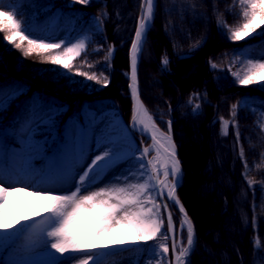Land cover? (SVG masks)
Listing matches in <instances>:
<instances>
[{
    "label": "trees",
    "instance_id": "16d2710c",
    "mask_svg": "<svg viewBox=\"0 0 264 264\" xmlns=\"http://www.w3.org/2000/svg\"><path fill=\"white\" fill-rule=\"evenodd\" d=\"M131 1L137 2L90 0L88 5L75 3L68 6L62 0H13L15 10L19 12L20 18L28 22L34 36L40 37V28L46 24L51 12L47 10L49 6L59 7L63 16L48 30L54 31L58 26L67 24L72 17L76 18L73 30L64 40L66 44L77 33L85 30L90 16L100 17L102 31L95 36L85 52L73 61L71 71L59 65L43 63L42 57L35 53L29 57L23 56L22 52L4 41L3 33H0V86L13 81L27 86L18 102L9 103L3 111V122H11L19 127L42 110L65 107L55 119L57 123L54 127L58 129L61 121L76 114L84 103L96 112L114 109L124 116L123 104H129V108L131 105L126 73L134 26L126 38L121 37L113 11L120 2ZM218 20L231 27L238 26L242 23L240 6L233 4V0H156L154 20L147 32L138 63L141 99L148 108L156 107L161 115L169 117L172 122V138L182 168L177 196L192 220L196 233L191 264H198V260L206 264H223L225 259L227 264H264V133L259 131L256 124L257 109L246 103L251 98L263 99L264 88L260 85L240 86L230 72H239L242 76L246 62L241 51L264 38L253 37L232 42L228 39V29L218 24ZM109 46L114 49L110 65L107 62ZM165 56L169 61L166 66L161 63ZM234 59L238 61L234 62ZM210 61L217 65L215 69L211 67ZM77 70L95 73L101 80L106 76L110 83L104 87L102 83L97 84L85 76L75 75ZM150 75L155 77L153 84L149 81ZM84 85H90L91 89L85 91ZM119 90L123 92L122 96ZM34 95H38L40 104L33 111L30 106ZM238 102L235 118L237 128L234 129L230 124L228 134L222 135L220 118L231 120L232 105ZM197 103L200 108L194 114L192 109ZM190 122L194 125L191 126ZM180 128L187 133L196 130L205 137V150L199 165L209 168L211 178H206L203 173L193 174L188 171V156L199 155L198 145L193 144L185 152L178 130ZM44 130L41 125L35 133L36 138H42ZM236 131L240 134L239 144ZM241 148L244 152L243 160L240 156ZM51 152L49 149L48 153ZM188 179L194 184L196 181V187L209 179L227 184L218 200L223 212L208 216L207 224L219 225L229 217L234 234L224 231L226 233L223 235L208 234L207 239L204 237L200 220L187 199L189 193L185 187ZM249 179L253 181L251 187L248 185ZM209 184L206 186L209 188L206 198L211 201L217 195V186L209 187ZM29 198L23 197L14 204L22 207ZM173 219L177 225L179 221L176 213ZM257 239L259 248L254 247Z\"/></svg>",
    "mask_w": 264,
    "mask_h": 264
},
{
    "label": "snow or ice",
    "instance_id": "6c2138e0",
    "mask_svg": "<svg viewBox=\"0 0 264 264\" xmlns=\"http://www.w3.org/2000/svg\"><path fill=\"white\" fill-rule=\"evenodd\" d=\"M74 3L88 5L90 0H74ZM233 4L240 6L242 23L231 27L218 20V24L228 29V39L240 42L253 37L264 38V31H258L264 29V0H233ZM154 12L155 0H141V13L130 48V73H126L130 78L128 87L133 100L131 129L140 132L142 136H150L151 144L138 148L127 131L128 126H125L122 144L118 140L101 137L95 141L100 149L99 154L88 162L84 141L81 139L77 146L72 144L69 137L61 147L63 151L71 148V165L51 163L47 171H42V177L61 184L71 183V188L53 194L51 189L23 181L15 185L8 184L6 177L29 175L35 171L33 161L47 159L44 145L36 143L35 133L42 123H46L51 130L55 126L56 117L60 115V108H50L40 117L33 115L22 137V165L17 167L0 161V258L20 237H25V255L19 259L5 260L4 264H69V261L71 264H102L104 257L115 254L114 250H124L126 246L149 245V242L158 240L162 242L149 245L148 249H138L152 252V258L147 264H191L196 233L192 220L177 196L182 170L172 138V122H168L167 133L161 132L142 103L138 89V55L154 20ZM95 19L99 22L100 17ZM0 33H3L4 41L22 52L23 56L29 57L35 53L42 57L43 63L59 65L69 71L73 69V61L86 49L84 39L68 45L63 40L46 42L45 38L34 36L28 22L20 18L14 6L9 9L2 3ZM113 52L114 49L109 46V65ZM161 63L165 66L169 63L167 56L162 58ZM209 63L213 69L217 67L215 63ZM75 75L85 76L97 84L102 83L104 87L110 83L108 77L101 80L95 73L77 70ZM233 76L240 86L260 85L264 88V59L247 60L243 75L235 72ZM4 103V99L0 98V109ZM189 103H192L191 98ZM239 103L232 105L231 120L220 118L222 135L228 134L230 124L234 129L237 128L235 118ZM199 108L200 104L197 103L192 109L193 113H197ZM257 127L264 133V110L257 118ZM235 135L239 144V131ZM91 151L90 147L88 152ZM152 152L155 155L150 157ZM17 155L14 152L12 159L15 160ZM240 156L243 160V148ZM128 159L137 161L138 167L136 172L129 170L127 176L116 177L124 186L116 184L90 190L101 174H106ZM244 167L247 170L246 163ZM129 176L134 177L135 182H130ZM252 184L253 181L249 179V187ZM29 188L31 191H27ZM17 195L31 196L38 202L36 216L13 203L12 197ZM165 199L174 201L182 214L179 237L169 205L161 203ZM164 213L167 214L166 231H162L165 227ZM36 217L42 219L37 220ZM170 238L171 248L167 242ZM254 247H260L258 239ZM170 251L171 259H168Z\"/></svg>",
    "mask_w": 264,
    "mask_h": 264
},
{
    "label": "rangeland",
    "instance_id": "374dc122",
    "mask_svg": "<svg viewBox=\"0 0 264 264\" xmlns=\"http://www.w3.org/2000/svg\"><path fill=\"white\" fill-rule=\"evenodd\" d=\"M66 5L73 6L74 0H62ZM141 0H137V2L131 1V2H120L117 4V7L115 11H113V16L115 19L118 20V31L120 32V36L126 38L129 32L133 29V34L136 26V20L139 12ZM0 3H2L5 7L12 9L14 4L13 0H0ZM78 5V4H77ZM135 6V7H134ZM47 10H50L51 12L48 14L46 19V24L43 25L39 31L40 37L45 38L46 42H60L61 40H65L67 38L72 29L75 25V19L72 17L67 24L59 26L56 30H47L46 27H52L55 22L58 21L63 15L61 13L60 8H52V6H49ZM113 17V18H114ZM102 31L101 25L94 16H90L87 18L86 28L82 32L78 33L74 36L73 39H71L67 44L70 45L71 43H76L81 39L85 40L86 48L87 46L94 41V38L96 35H98ZM133 37V36H132ZM132 40V38H131ZM144 46V43L142 47ZM96 48H99V46H96ZM86 50V49H85ZM122 57L124 58V53H122ZM242 57L245 62L247 60L251 59L253 61L264 59V40L258 41L256 43L250 44L248 47H246L243 51H241ZM128 56V55H127ZM140 57V56H139ZM238 59H234V62H237ZM35 65V64H33ZM33 65L31 67H33ZM43 67V66H42ZM127 67H128V61H127ZM44 69V67H43ZM43 69H41L43 71ZM230 72L233 74V71L230 70ZM186 73H183V75ZM129 76V75H128ZM234 77V76H233ZM155 77L153 75H150L149 81L151 84L154 83ZM235 78V77H234ZM236 79V78H235ZM85 91H89L91 89L90 85H84ZM27 90V86L20 83L19 81H13L10 84L6 86H0V98H3L5 103L2 106V109H0V161H3L5 163H9L10 165H15L19 167L23 163V153L21 150V144H22V137L24 136L25 130L30 126L31 124V118L32 116L21 126L17 127L13 125L11 122H3V111L9 106V103H17L19 96L24 94ZM119 90V94L122 96L123 92ZM128 95V94H127ZM143 103V102H142ZM247 105L251 108L257 109L258 111V117L260 115V112L264 110V98L258 99V98H251L247 102ZM40 104V99L36 95L33 96L31 101V110L37 109V107ZM129 104H123L124 111L122 114H118L116 110H106L102 113H96L90 108L87 107L86 104H84L81 108V110L75 115V117L71 116L66 118L59 126V129H56L53 127L51 130H49L46 123H42L44 126V137L41 139H36V143L44 145V151L45 156L46 152L53 146L54 153L52 155L46 156L47 159H43L42 162H40L38 165H35V171L29 175L22 176V177H16V176H8L7 183L11 185L18 184L19 182L23 181L24 183L30 184V185H36L42 188H48L53 191V194L60 192L63 193L67 189L72 187L71 183H57L52 179L44 178L42 177V171H47L49 165L53 163V165H71L72 162V151L69 147L67 151L62 150V145L65 143V140L69 137L71 138V142L74 145L79 144L81 139L84 141V151L85 155L88 156V162H90L91 158H94L96 154H99L100 149L97 148V145L95 143L96 140L100 139L101 137H108L113 140H118L119 142L123 141L124 136V129L125 126L129 125V119H130V108L128 106ZM147 111L150 115L153 116L157 124L161 127V129L167 133L168 129V122L171 121L169 117L161 115L160 111L156 107L154 109L148 108L146 105H144ZM53 108V107H51ZM50 108H47L45 110H42L37 117L43 116L46 114L47 110ZM63 109H60L62 111ZM56 124V122H55ZM191 126L194 125V123H189ZM257 124V120H256ZM180 136L182 138V141L184 142V148L185 152L189 151L191 149V146L193 144L198 145V151L197 153L199 155L191 157L188 156V171H190L193 174H201L206 178H211V172L209 171V168H203L201 165H199V161L202 158V154L204 153L205 147V137L203 134H201L198 131H194L192 133H187L184 131L183 128L178 129ZM82 133V135H81ZM173 135V133H172ZM60 137V138H59ZM132 138V137H131ZM135 144L138 148H142L143 146H147L150 141L143 140L142 138L135 139ZM211 140V138H210ZM143 142V143H141ZM174 142V141H173ZM212 142V140H211ZM175 144V143H174ZM91 147L92 151L91 153L88 152V149ZM60 151L58 154L57 152ZM17 153V157L15 160L12 159V154ZM212 152V150H211ZM177 153V150H176ZM139 153H137L138 155ZM153 154H150V157ZM35 164L36 161H33ZM131 163V164H130ZM124 167L122 169H112L111 171L107 172L106 174H101L100 177L97 178V182L93 184L92 188L90 190H99L100 188L111 187V184H109V178L118 171L117 177H123L127 176L129 174V170L136 172L138 163L136 166H133L131 159L126 160L124 163H121ZM130 164V165H129ZM78 168V166H77ZM182 170V168H181ZM78 179V176H77ZM117 181V180H116ZM130 182H135L134 177L129 176ZM216 180L209 179L206 183H200L199 186L196 187V181L195 184L191 179H188L186 182L185 190L189 193L187 196V199L190 200V207L192 210L196 213L198 216L202 229L204 231V237L207 239L208 234L209 235H218V233L222 234L226 233L224 231H227L230 233V235L234 234L233 225H231L230 219L225 218L220 222L219 225L217 224H207L208 223V216L210 217L211 214H219L222 213V209L220 208L218 204L219 200V194L223 193L225 191V187L227 186L226 183H216ZM119 182V181H118ZM210 183V184H209ZM109 184V185H108ZM181 184V183H180ZM207 184H209V187L211 186H217V195L213 200H208L206 198L207 195ZM108 185V186H107ZM121 186H124V183L120 184ZM179 188V187H178ZM177 188V189H178ZM27 191H31V188H29ZM23 197H30L29 201L23 204L21 207V210L30 212L33 216H36V205L37 201L27 195H17L12 197L13 203H16L17 200L23 198ZM195 197V198H193ZM210 199V198H209ZM167 204L169 205L170 212L173 215L176 213L178 217L179 223L176 225V232L177 236L179 237L180 234V221L182 220V216L179 213V211L176 209V207L168 200ZM171 209H173L171 211ZM165 217V213H164ZM37 220L42 219V217H36ZM174 221V219H173ZM29 223H32L29 221ZM167 230V220L165 217V227L162 229V231ZM186 236V232H185ZM235 239L233 238V241ZM158 241H152L149 242V245L157 244ZM231 242V240L229 241ZM168 244L170 247V242L168 240ZM232 246V242L230 243ZM25 245V237L22 236L20 239L16 242L15 245L10 247L7 252L4 253V256L0 260V264L4 263L5 260L10 259H19L25 255L24 250ZM149 245H135V246H126L124 250H114V255H109L103 258L102 264H147L149 259L152 258V252L151 251H140L138 249H148ZM230 246V247H231ZM37 251H40V249H37ZM168 259H171V251L169 252ZM69 264H71V261H69ZM198 264H206L205 261L200 262L198 260ZM223 264H227L226 259L223 260Z\"/></svg>",
    "mask_w": 264,
    "mask_h": 264
},
{
    "label": "bare ground",
    "instance_id": "6f19581e",
    "mask_svg": "<svg viewBox=\"0 0 264 264\" xmlns=\"http://www.w3.org/2000/svg\"><path fill=\"white\" fill-rule=\"evenodd\" d=\"M127 59H128V56H127ZM132 110H133V103H131V105H130V118H131V116H132ZM152 116V115H151ZM153 117V116H152ZM153 120H154V122L156 123V125H157V127L161 130V132H164L162 129H161V127L157 124V122L155 121V119L153 118ZM127 131H128V133H129V135L133 138V139H135L136 137H139V138H142L143 140L145 139V140H148V141H150V143L149 144H151V139H150V136H148V135H144V136H142L141 134H140V132H137V131H133L132 129H131V127L128 125V128H127ZM164 133H166V132H164ZM134 141V140H133ZM60 151H58L57 152V154L59 153ZM151 154V153H150ZM152 154L153 155H155V152H152ZM176 155H177V153H176ZM161 159H163V150H161ZM131 161H132V165L133 166H136L137 165V161H135L134 159H131ZM131 164V163H130ZM129 164V165H130ZM68 166H70V164H68ZM122 169V168H126V167H124L122 164H119L118 166H117V168L116 169ZM74 171H75V169H74ZM117 174H118V171H116L110 178H109V184H111V186H113V185H116V184H122L120 181L118 182V181H116L117 179H116V177H117ZM108 184V185H109ZM107 185V186H108ZM121 186V185H120ZM106 187V186H105ZM174 202V201H173Z\"/></svg>",
    "mask_w": 264,
    "mask_h": 264
},
{
    "label": "water",
    "instance_id": "95a60500",
    "mask_svg": "<svg viewBox=\"0 0 264 264\" xmlns=\"http://www.w3.org/2000/svg\"><path fill=\"white\" fill-rule=\"evenodd\" d=\"M155 5H156V0H155ZM140 13H141V2H140L139 12H138L137 20H136V26H137V22H138V18H139ZM136 26H135V29H136ZM134 37H135V30H134V34H133L131 43H132ZM131 43H130L129 48H128V73H130V48H131ZM139 56H140V54L138 55V63H139ZM138 63H137V78H138ZM129 83H130V78L128 76V86H129ZM138 89H139V94H140V98H141L140 87H139V80H138ZM128 90H129V96H130V99H131V103H133V100H132V96H131V92H130L129 87H128ZM141 101H142V99H141ZM131 118H132V116H131ZM131 118L129 119V126L130 127H131ZM137 139H139V137H137ZM170 202L179 211V206L175 205V203L173 201H170ZM161 203H167L166 199L164 201H162ZM169 211H170V209H169ZM179 213H180V211H179ZM165 217H166V220H167V214L166 213H165ZM169 242H170V248H171V243H172L171 238L169 239Z\"/></svg>",
    "mask_w": 264,
    "mask_h": 264
}]
</instances>
